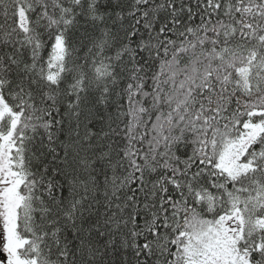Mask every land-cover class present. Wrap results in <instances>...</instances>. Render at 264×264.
Returning a JSON list of instances; mask_svg holds the SVG:
<instances>
[{"label": "snow or ice", "instance_id": "6c2138e0", "mask_svg": "<svg viewBox=\"0 0 264 264\" xmlns=\"http://www.w3.org/2000/svg\"><path fill=\"white\" fill-rule=\"evenodd\" d=\"M0 264H264V0H0Z\"/></svg>", "mask_w": 264, "mask_h": 264}]
</instances>
